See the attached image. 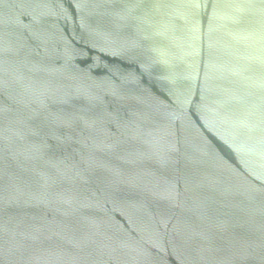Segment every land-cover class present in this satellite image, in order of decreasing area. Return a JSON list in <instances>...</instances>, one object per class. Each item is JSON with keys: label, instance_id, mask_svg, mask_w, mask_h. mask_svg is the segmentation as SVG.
Wrapping results in <instances>:
<instances>
[{"label": "water", "instance_id": "95a60500", "mask_svg": "<svg viewBox=\"0 0 264 264\" xmlns=\"http://www.w3.org/2000/svg\"><path fill=\"white\" fill-rule=\"evenodd\" d=\"M0 264H264V0H0Z\"/></svg>", "mask_w": 264, "mask_h": 264}]
</instances>
